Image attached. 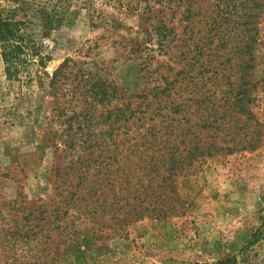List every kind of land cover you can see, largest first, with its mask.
I'll use <instances>...</instances> for the list:
<instances>
[{"label":"rangeland","instance_id":"rangeland-1","mask_svg":"<svg viewBox=\"0 0 264 264\" xmlns=\"http://www.w3.org/2000/svg\"><path fill=\"white\" fill-rule=\"evenodd\" d=\"M190 1H0L5 16L23 21L30 52L13 80L0 56V228L8 220L14 225L45 199L65 204L69 196L57 194L67 186L61 180L69 177L72 162L93 164L89 151L106 145L90 147L78 137L95 143L99 134L116 131L111 118L125 116L131 95L147 92L150 84L164 88L162 96L176 91V101L186 102L172 109L179 119L188 111L176 128L194 133L191 120L201 113L192 104L199 94L193 97L180 86L184 65L199 59L202 47L232 58L231 76L220 84L225 91L233 93L236 76L248 80L241 86L242 111L233 98L218 99L222 124L206 131L222 136L220 149L194 159L176 176L183 211L145 216L123 233L108 231L98 239L91 235L100 223L85 219L83 203L71 205L66 219L74 221L73 231L66 242L55 252L56 241L44 244L55 255L50 264H216L228 257L236 264H264V8L260 19L246 22L244 0ZM162 19L173 29L163 40L154 27ZM64 62L63 74L52 83ZM199 77L197 90L209 91ZM101 87L109 95L100 102ZM27 246L19 243L17 259L8 256L10 262L25 264L20 259Z\"/></svg>","mask_w":264,"mask_h":264},{"label":"trees","instance_id":"trees-1","mask_svg":"<svg viewBox=\"0 0 264 264\" xmlns=\"http://www.w3.org/2000/svg\"><path fill=\"white\" fill-rule=\"evenodd\" d=\"M190 3L188 0V4ZM243 4L246 22L249 17L261 18L264 0H244ZM249 9L253 11L249 13ZM186 10L187 16H191L190 6ZM161 21L154 27L159 38L163 40L168 36L165 31L169 30L170 33L173 29L165 20ZM22 24L21 20L5 16L0 5V56L10 80L20 77L30 55L22 33ZM222 44L226 45L225 41ZM199 59L186 62L183 67L185 85L180 86L187 89V94L192 92L193 97L199 94L192 104L194 112L200 110L201 113L199 118L196 115L191 120L194 133L183 134V129L178 131L176 128L175 121L178 119L180 124L188 112L184 109L180 119L173 115L172 109L185 102L176 101L173 96L176 91L174 94L171 91L166 97L162 96L165 89H160V85L154 83L149 85L147 92L131 95L127 104L128 113L123 117L116 115L111 118L112 127L123 124V129L117 126L116 131L111 129L109 134H99L97 138L94 137L95 143L91 142V137H78L82 143L89 142L90 147H99L103 143L106 145L89 151L93 154V164H87L85 160L83 165L77 166L76 161L72 162L71 172H67L69 177L61 180L67 186L57 194L64 195V199L69 196L67 202L64 204L62 199V206L56 203L52 205V198L50 202L45 199L34 210L24 212L23 219L19 217L14 225L12 220H8L6 225L9 226L0 228V264H15L10 262V258L17 259L15 248L19 243L28 245V251L25 250L27 255L24 254V258L20 259L25 264H50L54 261L55 255L51 256L50 251L46 253L47 247L44 244L56 241L53 247L55 252L66 242L73 231L74 222H68L66 218L71 216L69 211L74 204L83 203V212L88 214L85 219L94 224L100 223L91 235L98 239L105 237L108 231L114 234L123 233L131 223L145 216L165 218L184 210L185 204L177 189L176 176L179 170L187 168L194 159L220 149L219 141L222 136L215 131H206L213 125L219 127L222 124V121H218V99L221 96L233 98V104L240 106L238 109L242 111V98L246 92L241 91V86L248 82L242 74L236 76L232 81L235 87L230 94L220 84L231 76L232 58L216 47H211L206 52L202 47ZM66 63L54 72L52 83L59 81V75L63 74ZM196 63L199 66L196 67ZM198 77L209 85V91L197 90ZM107 92V88L101 87V92L98 93L101 96L100 102L108 98ZM163 107H167L169 111L164 113ZM64 207L66 212L61 211ZM14 213L18 214L20 211ZM52 233H55L56 238H52ZM256 236L254 233V240H257ZM216 264H236V258L228 257L218 260Z\"/></svg>","mask_w":264,"mask_h":264}]
</instances>
